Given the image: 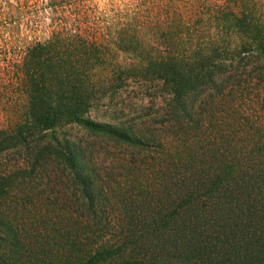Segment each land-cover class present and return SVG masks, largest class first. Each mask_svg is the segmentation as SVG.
Listing matches in <instances>:
<instances>
[{
    "label": "trees",
    "instance_id": "obj_1",
    "mask_svg": "<svg viewBox=\"0 0 264 264\" xmlns=\"http://www.w3.org/2000/svg\"><path fill=\"white\" fill-rule=\"evenodd\" d=\"M206 2L184 14L167 1L166 22L148 27L137 14L107 17L98 38L56 32L26 48L18 72L25 102L17 122L0 129V156H23L18 173L24 178L55 168L79 201L81 218L64 207L38 229L43 240L22 237L1 216L0 264H111L136 254L150 264L158 258L163 264H264V157L253 153L256 134L243 135L241 154L217 160L205 174L176 178L178 202L152 217H143L142 207L130 215L126 205L114 208L111 188L99 182L94 141L138 153L153 143L151 133L92 115L128 82L161 87L174 114L194 119L207 91L221 94L225 83H240L243 60L264 75V0ZM126 55L135 60H118ZM12 179L0 176V200ZM123 206L127 218L119 216Z\"/></svg>",
    "mask_w": 264,
    "mask_h": 264
},
{
    "label": "rangeland",
    "instance_id": "obj_2",
    "mask_svg": "<svg viewBox=\"0 0 264 264\" xmlns=\"http://www.w3.org/2000/svg\"><path fill=\"white\" fill-rule=\"evenodd\" d=\"M167 1L184 14L197 11L201 1L223 5V0H0V129L10 128L17 122L25 102L18 72L27 47L45 41L56 32L98 38L104 25L102 20L107 17L121 21L137 14L138 21L148 27L166 22L163 5ZM129 57L121 56L118 60L129 64L135 60ZM240 65L236 71L240 83H225L227 87L221 94L207 91L208 105L199 106L194 119L174 114L167 92L161 87L155 90L138 81L128 82L111 100L100 102L93 109L92 115L98 119L123 122L147 135L153 134V143L140 153L115 143L94 141L99 182L111 188L114 208L126 205L130 215L137 210L135 207H142V216L152 217L153 212L157 215L165 211V205L175 206L178 202L173 184L176 178L201 176L217 160L235 152L241 154V147L250 137L245 135L250 133L256 134L253 153L264 157V75L255 74L256 69L246 60ZM108 105L113 108L107 109ZM71 133L82 136L76 128ZM168 143L175 148L168 150L165 146ZM22 159L14 151L0 156V176L13 178L4 188L0 217L17 224L22 237L38 236L44 240L45 232L38 235V229L62 216L64 207L73 208V219L79 220L80 203L53 167L50 168L53 173L24 178L18 173L25 164ZM135 162H141L142 166L138 168ZM123 210L124 206L119 216L124 214ZM124 215L127 218L128 214ZM136 255L140 257H126L111 264L151 263L148 258L143 260L142 254ZM162 259L153 264H163Z\"/></svg>",
    "mask_w": 264,
    "mask_h": 264
}]
</instances>
